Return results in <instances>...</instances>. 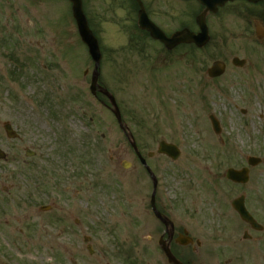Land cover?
<instances>
[{"label":"rangeland","instance_id":"rangeland-1","mask_svg":"<svg viewBox=\"0 0 264 264\" xmlns=\"http://www.w3.org/2000/svg\"><path fill=\"white\" fill-rule=\"evenodd\" d=\"M88 10L90 22L91 15H98L107 25L93 22L102 42L101 78L124 110L139 150L146 158L159 140L180 149L175 161L157 154L146 161L158 179L161 208L195 236L208 204L216 201L206 193L210 185H221L219 173L237 163L241 136L257 134L260 122L241 109L264 114V89L224 87L208 94L199 75L214 58L196 53L192 62L181 51L166 55L149 42L142 69L140 57L109 51L114 11ZM66 52L69 70L61 66ZM85 60L67 0H0V149L6 154L0 160V187L14 195L0 220L3 261L124 264L129 256L140 264L143 237L160 234L154 233L153 217L144 213L151 192L146 172L110 112L81 102L80 69L74 63ZM62 70L77 77L72 78L75 86L63 80ZM209 114L222 125L219 135L210 129ZM4 121L15 128L17 139L5 136ZM25 148L34 156H25ZM123 160L131 164L126 169L120 166ZM40 205L52 208L40 212ZM105 220L114 227L112 236L99 226ZM84 234L93 237L91 255L82 242ZM149 252L147 260L154 261L155 253Z\"/></svg>","mask_w":264,"mask_h":264},{"label":"flooded vegetation","instance_id":"flooded-vegetation-1","mask_svg":"<svg viewBox=\"0 0 264 264\" xmlns=\"http://www.w3.org/2000/svg\"><path fill=\"white\" fill-rule=\"evenodd\" d=\"M140 1L148 19L166 36L183 30L197 35L199 23H202L207 32V43L202 47L190 44L166 49L161 42L153 40L148 31L138 28L136 16L139 7L135 0H82V4L90 8L101 5L114 10L109 25L112 26L110 35L113 37L110 53L141 54L143 59V48L147 42L169 54L180 50L193 53L198 51L204 57L221 61L224 67L223 73L217 77H209L206 73L208 67L204 68L201 82L207 93L211 89L224 87L264 89V0ZM115 10L116 15H119L117 11L123 15L115 17ZM103 25L107 26L105 23ZM94 32L100 37L99 29ZM113 41L118 43L114 44ZM77 68H82L83 78L86 80L87 74L93 70V64L86 57L85 61L77 62ZM85 82L87 85V80ZM96 95L94 101L103 102L99 97V90ZM243 115L256 117L260 126L257 134L244 135L239 139L237 163L229 166L239 172L238 182L225 178L224 184L218 186L217 193L214 190V194L212 189L206 192L216 201L208 204V214L206 213L204 220L195 226L196 229L202 230L192 237L193 241L188 245L190 249L187 254L180 250L183 247L181 241L187 238L181 235L186 228L179 227L174 221L169 245L172 254L183 260L180 261L182 264H264V114ZM224 175L225 173H221L220 176ZM10 190L5 192V188L0 187V220L3 217L4 205H8L9 201L13 202L11 197L14 195L9 193ZM235 207H238V210ZM162 210V214H166L165 210ZM193 213H196V209ZM94 217L98 221V216ZM109 222L105 220L102 223L108 228ZM156 222L158 228L165 229L160 221ZM111 230V227L106 230L109 236L112 234ZM159 231L157 238L150 235L143 237L147 239L143 241V261H140V264H174L163 261L160 255L161 250L157 247L156 240L167 239V236L160 229ZM187 234L189 235L188 231ZM108 235H104L103 240H106ZM58 237L61 238L62 235L58 233ZM148 243L154 246L156 260L159 261H147ZM61 246L65 245L61 243ZM199 249H202L200 255ZM69 262L74 264L75 261ZM0 264H4L2 257ZM10 264L29 263L10 261Z\"/></svg>","mask_w":264,"mask_h":264},{"label":"water","instance_id":"water-1","mask_svg":"<svg viewBox=\"0 0 264 264\" xmlns=\"http://www.w3.org/2000/svg\"><path fill=\"white\" fill-rule=\"evenodd\" d=\"M69 1L71 2L72 15H73V18L76 21L77 29H78V33L80 35V38L83 41V43H85V45L87 46L89 54L95 60L96 65H98V62L100 60L101 55H100V52H99L97 41L93 37L91 31L88 28L87 21L85 19L83 11H82L81 0H69ZM143 16L145 17V14L143 12V9L141 8L139 10V14H138V24H139V26H142V24H143ZM145 28L150 30L151 36L153 38H157V39L161 40L165 44V46L167 48H170V49L173 48L175 45H177L179 43L191 42V41L194 40L193 38L191 39L190 34H188L186 32L175 33L170 38H167V37L164 36V34L158 28H156L155 26L151 25L150 23H149V25L145 26ZM201 31H202L201 34H205V31L203 29H201ZM194 42H197V40L195 39ZM197 44L199 45L201 43L197 42ZM211 70H214L213 71V76L221 74L222 68L220 67V63L215 62L213 64ZM95 74L96 75L93 77V79L91 81V86H90L91 90H94V88L96 86L97 73H95ZM106 95L109 97V100L111 101V104L114 107L113 112H114V114H115V116L117 118V121L119 122L121 128L127 130V137L129 139L130 145L133 147L135 152L139 155V153L137 151V148H136L135 141H134L131 133L128 131V128L126 126L121 124V117H120L118 108H117V106L115 104V101H114L113 97L111 95H109L108 93H106ZM211 121H212L214 129L218 132L219 131V127H218L217 121L213 117H211ZM3 129L5 130L6 135L9 138H15L17 136L16 133L11 128V125L9 123H7V122L4 123L3 124ZM158 153L166 154L167 156H170L173 159H175L179 155V151L174 145L165 143L163 141H161L159 143ZM1 158H4V154L0 151V159ZM123 166H127V163L124 162ZM227 177L232 179V180H237L236 179L237 178V172L234 171V170H228ZM152 178L154 179L153 175H152ZM154 185H155V182H154ZM151 205L154 208V195L153 194L151 196ZM155 215L158 218L162 219L161 216L156 213V211H155ZM163 249H164V252L167 255L169 261H177V260H174L172 258L167 246L163 247Z\"/></svg>","mask_w":264,"mask_h":264}]
</instances>
